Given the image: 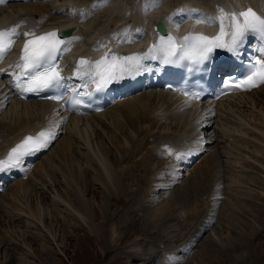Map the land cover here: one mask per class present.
<instances>
[{
    "label": "bare ground",
    "instance_id": "obj_1",
    "mask_svg": "<svg viewBox=\"0 0 264 264\" xmlns=\"http://www.w3.org/2000/svg\"><path fill=\"white\" fill-rule=\"evenodd\" d=\"M203 6L207 7V9H203ZM218 7L224 8L226 11H241L247 7H251L259 15L264 16V0H155V6H153V0H33L23 4L17 3L10 4L8 7H0V15L4 19L19 16L23 23L22 26L26 30L25 24H28L27 16H29L30 19H35L36 15H39L40 18H36L35 21L30 22L31 26L37 25L38 23L36 21L39 20L42 22L46 21V26L49 29L55 27L59 28L64 25L75 26L76 32L74 36L78 35V37H80L78 41L81 51L74 48L73 41L70 50L63 54H72L74 55V59L78 61L81 58H91L92 61L95 52L90 53L87 48L97 42H99L98 44L103 43L105 39L101 37L104 33H109L110 43L118 41L120 37L124 36V33H131L135 36H137L138 33L144 35L145 32L151 34L152 31L150 32L149 29V24L153 23L151 20L161 15H167L169 18L178 19L181 25L192 22L193 30L202 33H213L219 29V25L215 23H197V20L214 16L212 14L213 12L215 16L218 15ZM55 8L64 9L65 14L55 12ZM80 9H82V12H79ZM73 12L78 14L68 16ZM260 45L261 44H257V47ZM141 48L140 46L134 49L133 47L110 45L107 51L109 54L114 53L119 56H130L133 55L131 54L133 51L140 54ZM3 84L4 83L0 81V152L9 149L8 147L24 134L31 135L45 127H51L54 122L63 121L62 124L59 123V134L53 146L40 157L34 167L25 165L27 177L25 179L12 180L8 187L3 189V192L0 194V213H2V215L6 214L10 219H24L31 224V226H37L39 222L40 225L43 224L41 225L43 226L42 228H44L41 229L42 232L47 231L48 234L51 233V230L44 226L45 215H43L46 212L49 216L51 210L49 211L46 208V210H44L42 207L45 212L40 210L42 208H37L34 211L31 210L30 204H26L25 207H27V211L21 212L17 210L20 204L18 208H14V205H17L16 203L18 202L16 201H19L18 198L20 196L24 197L26 194L29 195L28 193L35 189L33 186L39 185L38 179L41 180L40 182H42V180L48 181L51 179L48 172L57 167L53 161L54 152L58 153L59 158H62L60 160L63 161L71 158L69 155L73 152L71 151L73 148H76L82 153L84 164L77 165V170L79 169L78 174L80 177L81 173H83L84 176L90 175L91 180H89V182L94 184L98 183L104 195L91 192L89 200L91 205L89 207V203H87L88 205L86 204V199L84 201V197L82 196L83 189L78 187L76 185L78 182L73 180V169L71 165L77 163L72 162L67 163V165L71 167L66 165L67 172L63 179L66 184L72 183L73 181V184L76 185L80 196L79 199H76L78 204L70 200L69 195L71 192H69V190H67V198L62 197L58 192L54 193L53 202L62 204L64 208L63 211L66 210L75 222L80 221L83 223L88 229V232L97 233L99 237L97 241L99 244L101 243L102 245L108 246L115 245L117 239L121 237L120 234L124 229L122 224L126 223L127 215H122V220L119 218L118 225L115 221L110 223L111 216L109 215L108 209L111 208L113 203H111L112 201H107V198L104 199L105 195L112 196L115 193L118 194V192L129 195L133 191H130V182L136 181L134 175L129 174L125 167L115 165L116 155L119 158L122 152L129 153V150H131L130 147L133 146V142L137 140L142 133H144V135L142 134L144 140L146 139L145 144H149V146L146 144V146H148L147 149H149V152L147 151L149 155L148 158L153 157L154 153H157L161 160L159 164L158 162H154L150 167L151 173L149 179L153 185L150 186L148 199L150 198L149 200L152 201V205L149 204V209H146L144 213L145 221L147 224L151 225L150 227L161 222L163 215L168 212L169 208L171 210L173 204L177 203V198L155 202L159 199L161 200V195L165 194V192L159 194V191L170 188L172 184L176 181L178 182L180 176H182L180 178L181 181L186 180L187 177H183L189 173L190 175L188 177H191L189 181H196L198 183L199 179H201V172H199L201 165L210 163L206 166L207 170L213 167L212 156H209L207 152L210 150H215V152L218 151L217 148L211 146V144L216 142L219 144V141L216 139L217 136L219 138H225L227 141V144L220 147L219 151L220 154L225 155L223 157H227L226 160L230 162L229 168L231 172H233V175L230 174L227 177L228 183L234 186H236L235 184L239 185V183H241L239 178V174L242 172H240L242 166H239L241 161H246L245 164L247 163L248 166L256 165L259 171L263 172L262 177H264V94H262V92H264V86L255 89L251 93L239 94L236 95V97L217 100L213 103L186 102L183 97L175 93H168L161 90L142 91L139 94L133 95L131 98H123L122 101L117 102L102 113H95L89 116H68L66 111L62 113L57 108V104L51 103L50 101L12 100ZM91 85L92 84H90V86ZM259 93L263 96H256ZM63 115L67 116L64 117ZM117 132H119L120 135H118ZM181 136H186L189 139L192 138L194 141V143H191V146L188 147L187 153H190L189 157L197 152L200 143L204 145L201 148H204L206 153L204 151L201 155V160L196 162L193 168L184 169L181 165L175 163L173 159L166 154V150L169 148L161 144L162 142H170L171 138ZM208 136L210 137L208 138ZM144 140H142V142H144ZM197 140L201 142L196 143ZM140 146L142 145L138 147ZM138 147L134 151L131 150L130 154H135L134 156L136 158H141V156L139 157ZM58 154L55 156L56 158H58ZM146 154L144 153V155ZM189 157H186V160ZM60 170L61 164L59 167V171ZM192 174L195 175L191 176ZM255 174L257 175V173ZM155 175L157 176L154 177ZM253 179L255 180V178ZM260 179L262 180V178ZM262 182L263 181H261V184H263ZM194 186L198 185L194 184ZM136 190V192H132L135 195L138 192V189ZM84 191L87 192L85 188ZM217 191L214 192L217 193ZM260 191V193H264L263 189ZM135 195H133V198H136ZM96 199H98V201H96ZM24 200L26 201L27 199ZM14 202V207H12L11 205ZM19 202H21V199ZM233 206L236 207V205ZM9 208H14L17 212L12 214L14 209L10 210ZM192 208L195 210V207ZM211 212L210 210L207 217L196 227L197 234L205 230L206 224H210L209 220L212 218ZM108 224H110V227L106 228ZM147 224L146 227H149ZM232 225L230 224V226ZM104 227L105 232L103 230ZM164 232L163 230V233ZM5 233L9 235V231ZM140 235L141 234L135 235L126 247V256L128 259L131 257L129 261L138 260L137 254L141 251ZM1 236L2 235H0V239H2ZM45 236L44 234L42 239H45ZM55 236L56 234L52 236L53 239H55ZM87 237L88 239H92L90 235ZM241 238H243V236L240 235H237L235 238L240 245L242 244ZM232 239H228V244L219 243V245H222V247L226 246V248L234 247L236 242ZM11 240L12 239L9 237L7 244L11 242ZM216 240L215 238V241ZM45 245H43V250H46ZM180 249H183V247ZM176 253L177 252L174 251L170 253L169 251L166 252L161 256L162 258H160V261L155 264H174L177 260L182 259V255H184L181 252L180 254L179 251L178 253L180 255ZM233 255L234 256L231 257V259H233L231 261L232 264H242V254ZM126 256L124 254L122 259ZM10 260L9 258L7 259V256H4L3 259L0 257V264H9ZM147 260L149 261V259ZM150 260L153 262V260L157 259L150 258ZM192 261L195 262L194 258ZM139 264H144V262L140 261ZM194 264H197V261Z\"/></svg>",
    "mask_w": 264,
    "mask_h": 264
},
{
    "label": "rangeland",
    "instance_id": "obj_2",
    "mask_svg": "<svg viewBox=\"0 0 264 264\" xmlns=\"http://www.w3.org/2000/svg\"><path fill=\"white\" fill-rule=\"evenodd\" d=\"M262 94H264V92H262ZM256 96L263 95L259 93ZM227 121L230 122L229 120ZM106 128L109 129L108 127ZM117 134L120 135L119 132H117ZM142 134L144 135V133ZM142 134L135 140L137 142L134 141L133 146L130 147V149L134 151L139 145H142L138 147L139 157L141 156V158H136L134 156L135 154H130L131 150H129V153L122 152L119 158L116 155L115 160V165L125 167L127 172L134 175L136 178V181L130 182V191L133 190L132 192L134 193L137 191L136 189H138L137 194L135 195L131 192V194L126 195L118 192V194L115 193L116 195L113 194L112 196L105 195L104 198H107V201H112L111 203H113L111 208L108 209L109 215L111 216L110 223L115 221L118 225L119 218L122 220L121 216L124 214L125 216L127 215L126 223L122 224L124 229L120 234L121 237L117 239L115 245L108 246L102 245L101 243L99 244L97 241L99 240L97 233L88 232V229L83 223L80 221L75 222L66 210L63 211L64 208L62 204L53 202L54 193L58 192L62 197L67 198V190H69V192H71L69 195L70 200L78 204L76 199H79L80 196L76 185L81 187L83 191L84 188L87 191H82V196L84 197V201L86 199V204L89 203V207L91 205L89 201L91 192L98 195L103 194L98 183L99 186L96 183L89 182V180H91L90 175L84 176V174L81 173L80 177L78 174L79 169L77 170V165L84 164V158L82 153L76 148H73L71 151H73L72 153L74 155L72 153L69 155V157H71L69 158L70 160H60L62 158H59V154L54 152L53 161L58 168L55 166L57 169L49 170L48 173L51 179L48 181L42 180V182L38 179L39 185L33 186L36 190L34 189L28 193L29 195L26 194L25 196L27 198L25 196V198L20 196L18 199L19 201L21 199V202L17 200L16 202L18 203L14 205L15 207L13 206L15 202L11 205L14 208H18L20 204L19 209L21 210H17L21 212L27 211V207H25L26 204H30L31 210L34 211L42 207L44 210H51L48 216L43 208L40 209L46 213L43 214L45 215L44 226L49 228L51 233L48 234L47 231L42 232L41 229L44 228H42L43 226L41 225L43 224L40 225L39 222L37 226H31V224L24 219H10L6 214L2 215V213H0V235H2V239H0V257L3 259L4 256H7V259H11L9 264H139L140 261H143L144 264H155L160 261V258H162L161 256L166 252L169 251L170 253L174 251L177 252V255L181 253L184 254L182 255V259L177 260L174 264H194L196 261L197 264H232L231 261L233 259H231V257L234 256L233 254H242V264H264V193H260V190H264L263 172L259 171L256 165L248 166L247 163L245 164L246 161H241L242 164L241 162L239 164V166H242L240 169V172H242L239 174L241 183H239V185L235 184L236 186L228 183L227 177L230 174L233 175V172H231L229 168V160L227 161V157H223L225 155L220 154L219 151L220 147L227 144V141L225 138L223 139L217 136L216 139L219 141V144L218 142L213 143L212 147L217 148L218 151L215 152V150H210L211 153L209 151L207 152L209 156H212L213 167L207 170L206 166L210 163L201 165L199 172H201L200 176L202 180L199 179V182L201 181L200 183L189 181L191 178L188 177L190 175L189 173L183 177H187L186 180L181 181L180 177L178 182L172 184L170 188L159 191V194L164 192L165 194L161 195V200L159 199L155 202L177 198V203L173 204L171 210L169 208L168 212L163 215V222L161 220L158 224L150 227L151 225L147 224L144 218L145 210L149 209V204L152 205V201L149 200L150 198L148 199L150 186L153 185L149 179L151 173L150 167L154 162H158L159 164L161 160L157 153H154L153 157L148 158L149 149H147V147L149 144L146 143L148 145L146 146V139L144 140ZM141 139L144 140V142H142ZM144 153L147 154L144 155ZM57 154L58 158L55 157ZM72 162L77 163L71 165L73 169V180L78 182L76 185L73 184V181L72 183L66 184L63 179L67 172V163ZM59 163L61 164L60 171ZM255 173H257V175ZM194 175L195 174H192L191 176ZM156 176L157 175L154 177ZM259 177L262 178V180ZM253 178H255V180ZM261 181H263V184H261ZM194 184L198 186H194ZM214 191H217L219 195ZM133 195H135L136 198H133ZM24 199L27 200L25 201ZM96 201H98V199H96ZM233 205H236V207ZM192 207H195V210ZM14 208L9 209L11 210ZM17 210L14 209L12 214H15ZM210 210L212 211V218L209 220L210 224H206L207 227L205 226V230L197 234L196 227L207 217ZM146 224L149 227H146ZM230 224L233 225L230 226ZM109 227L110 224H108L106 228ZM4 230L9 231V235L5 233L6 231ZM103 230L105 232V227ZM163 230L165 231L164 233ZM43 233L46 235L45 239H42L44 236ZM54 234H56L55 239L52 237ZM138 234H141V251L137 254L138 260L129 261L131 257L128 259L126 256V247L131 239ZM89 235L92 239H88L87 236ZM237 235L243 236V238H241V245L237 243L235 239ZM9 237L12 240L7 244ZM215 238L217 239V244ZM228 239H232L236 242L234 247L226 248V246L222 247V245H219V243L228 244ZM211 241H213L214 244ZM43 245H45L46 250L42 249L44 248ZM181 247H183V249H180ZM178 251L181 253L179 254ZM124 254L127 258L125 257L122 259ZM150 258H155L157 260H153V263ZM193 258L195 262L192 261ZM147 259H149V261Z\"/></svg>",
    "mask_w": 264,
    "mask_h": 264
},
{
    "label": "snow or ice",
    "instance_id": "obj_3",
    "mask_svg": "<svg viewBox=\"0 0 264 264\" xmlns=\"http://www.w3.org/2000/svg\"><path fill=\"white\" fill-rule=\"evenodd\" d=\"M153 6H155V0H153ZM217 11L218 15L216 16L197 20V23H218L219 31L215 35L209 36L202 33L193 35L190 33L178 42L173 35L169 34L166 38L161 36L159 42L150 46L148 52L143 54L119 56L114 53H105L95 61L81 58L76 64L73 75L88 78L95 85L96 90H101L116 81L137 74L143 69L142 60L149 57L162 59L165 63H175L178 60L188 61L191 65H199L209 60L215 49H224L233 56H238L246 37L252 34L262 42L258 47V52L262 55L245 64L242 74L225 79L223 88L226 91H248L264 85V16L259 15L251 7L241 11H226L224 8L218 7ZM19 27L20 24H16L11 28L0 30V59H3L13 47L15 39L20 35ZM23 36L25 39L15 65L19 71L13 73L16 81L15 87L24 93L42 92L46 89L59 91L64 88L67 78L61 75L58 57L68 52L72 42L80 37L72 36L69 39H64L61 38L62 34L56 30L41 34L30 30L23 32ZM181 91L188 100L199 99L201 95L199 92ZM73 92L75 93V89ZM62 98L61 95L48 97L55 101H60ZM80 103V99L76 96L70 97L68 100L70 110ZM60 122L62 120L54 122L51 127L41 130L36 135L25 136L8 151L6 157L0 159V172L20 167L25 156L46 148L49 142L55 138V129ZM200 142V140L196 141V143ZM166 154L175 156L179 160L190 153L174 152L169 148Z\"/></svg>",
    "mask_w": 264,
    "mask_h": 264
},
{
    "label": "water",
    "instance_id": "obj_4",
    "mask_svg": "<svg viewBox=\"0 0 264 264\" xmlns=\"http://www.w3.org/2000/svg\"><path fill=\"white\" fill-rule=\"evenodd\" d=\"M157 29L162 32V33H165V27L163 26V24L161 22H158L157 24Z\"/></svg>",
    "mask_w": 264,
    "mask_h": 264
}]
</instances>
